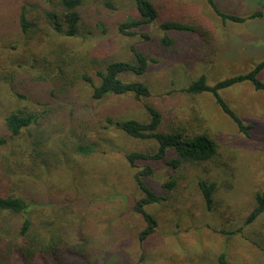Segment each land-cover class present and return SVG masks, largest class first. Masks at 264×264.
I'll use <instances>...</instances> for the list:
<instances>
[{
  "label": "rangeland",
  "instance_id": "rangeland-1",
  "mask_svg": "<svg viewBox=\"0 0 264 264\" xmlns=\"http://www.w3.org/2000/svg\"><path fill=\"white\" fill-rule=\"evenodd\" d=\"M55 1L0 0V72L13 55L25 66L38 60L39 69L45 67L41 58L50 49L65 55L75 68L66 77L70 85L59 95L62 99L66 95L67 110L73 108L75 126L82 123L88 138L81 143L89 151L74 153L71 160L51 167V173L44 169L43 181L26 179L18 187L6 178L8 184L2 185L1 180L0 190L7 188L12 193L24 186L37 192L36 199L40 197L48 205L30 210L33 228L45 233L52 227L60 232L65 229L69 241L87 242L82 255L69 256V264H218L221 252L234 264H264V211L252 222L246 221L256 206V193L264 191V89L246 80L219 90L229 107L251 125L248 133L240 130L211 92L193 94L183 89L201 75L214 85L264 62V0H242L263 12L244 21L223 20L208 0H151L158 6L159 17L134 35L119 30L122 22L138 15L133 0H84L79 35L74 37L55 31L46 18L45 10ZM24 2L37 29L24 47L17 48L13 45L27 41L14 31ZM226 3L219 1L217 5L225 10ZM230 13L245 17L255 12ZM169 18L195 25L198 32L170 31L174 42L163 45L164 31L159 25ZM204 30L211 44L203 43ZM132 45L150 59L149 67L142 75L128 72L122 78L144 81L150 95L141 99L133 94L93 99L84 72L98 83L97 69L103 67L102 60H132ZM30 76L34 78L33 73ZM257 77L264 82V66ZM0 82V135H6L4 117L8 111L20 106L38 110L41 106L18 99L9 90L10 81ZM145 104L162 113L160 130L208 133L217 143V154L176 169L163 160L148 161L155 172L146 177L147 182L167 198L147 206L158 225L142 242L139 231L144 222L133 207L141 190L134 179L135 169L124 154L152 151L157 143L108 126L105 116L111 115L116 121L147 120ZM63 117L55 116L51 126L61 124L58 118ZM173 155L170 151L167 157ZM170 177L176 185L166 191L161 185ZM200 179L217 184L211 209L199 188ZM0 213L12 221L10 226L17 232L20 217ZM0 264L8 263L0 260Z\"/></svg>",
  "mask_w": 264,
  "mask_h": 264
},
{
  "label": "trees",
  "instance_id": "trees-1",
  "mask_svg": "<svg viewBox=\"0 0 264 264\" xmlns=\"http://www.w3.org/2000/svg\"><path fill=\"white\" fill-rule=\"evenodd\" d=\"M133 1L138 15L130 17L129 20L119 25V30L129 35L138 33V28L152 24L159 17L158 6L153 1ZM208 2L223 20L244 21L246 17L263 15L262 11H256L245 17L227 13L219 8L215 0H208ZM83 3L84 0H56L50 9L45 10V16L51 21L55 31L69 37L77 36ZM29 15L27 3L24 2L19 7L14 31L26 37L27 41L14 44L13 47L20 48L22 45L24 47L33 37L37 23L30 19ZM159 27L164 31L161 43L167 46L174 42L168 33L170 31L198 32L197 26L172 18L162 21ZM203 34V43L206 44L208 41L206 30ZM211 43L210 40L207 44ZM131 50L133 51L132 60L103 59L100 63H104L103 67L97 69L98 83H95L92 77L84 72L83 77L91 83L93 99L126 94H133L136 99H141L150 95V88L144 81H127L122 78V74L128 72L142 75L149 67L150 59L143 51L134 45L131 46ZM44 55L41 62L45 67L42 69L36 67L38 64L36 59L30 66H25V62L23 63L19 56L13 55L9 57V63L5 64L0 72V79L4 82L10 81L9 90L18 99L34 101L42 107L37 110L30 109L28 106H20L8 111L5 115L6 135H0V181L2 180V185L8 184L4 182L6 178H11L13 184L18 187H21L20 182L26 179L33 182L43 181L44 176L41 174L44 169L51 173L49 172L51 167L60 166L71 160L74 153L89 151L85 148V144L81 143L88 138L82 123L78 122L75 126L73 108L67 110L66 95L64 99L60 97V92L70 85L66 77L69 76L70 69H74L75 66L67 62L68 58L59 50L50 49ZM263 66L264 62H260L249 72L227 77L214 85L207 82L205 75H201L183 89L193 94L211 92L225 113L238 124L240 130L248 133L251 125L245 124L229 107L219 90L246 80L257 89H264V82L257 77ZM30 73L34 74L35 79L30 76ZM144 108L149 116L147 120L125 118L116 121L111 115L105 116L108 126L122 129L134 138L153 140L157 143L152 151L134 150L124 154L129 165L135 169L134 179L137 188L141 190V195L136 197L133 207L144 222V226L139 231V239L142 242L155 232L158 225L157 217L147 209V206L167 198L166 194L156 192L147 182L146 177L155 172V168L148 164V161L163 160L167 165L176 169L183 163L210 160L217 154V143L208 133L189 135L183 131L164 132L160 130L163 115L159 109L151 104H145ZM59 115L64 116L62 119L58 118L61 124L55 123L51 126L50 121ZM67 123L68 126L64 127ZM93 147L98 149L95 145ZM170 151L174 155L167 157ZM140 162H143L142 166ZM198 184L207 208L211 209L214 204L216 182L200 179ZM175 185L176 180L170 177L161 186L166 191H171ZM31 191L24 186L18 192L9 193L7 188L0 190V212L17 215L21 219L17 227L18 231L14 233L10 226L12 221L0 213V260H5L8 264H69L72 259L69 256L82 255L86 251L87 242L69 241L65 236V229L60 232L59 228L52 227L45 233L33 228L30 210L34 207L42 208L48 204L46 201L42 202L40 197L37 200V192ZM263 211L264 191L256 193V206L249 213L247 223L252 222ZM217 263L234 264L225 252L217 256Z\"/></svg>",
  "mask_w": 264,
  "mask_h": 264
},
{
  "label": "crops",
  "instance_id": "crops-1",
  "mask_svg": "<svg viewBox=\"0 0 264 264\" xmlns=\"http://www.w3.org/2000/svg\"><path fill=\"white\" fill-rule=\"evenodd\" d=\"M219 1H226L227 3L224 5L225 10H222L220 7V9L224 12L230 13V12H234V13H241V12H245V13H253L256 11H259V9H254L255 7H251V3L249 2V5L247 4H243L242 0H216V3H219ZM256 3H259V1L254 0ZM219 6V5H218Z\"/></svg>",
  "mask_w": 264,
  "mask_h": 264
}]
</instances>
